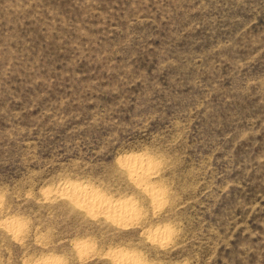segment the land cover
<instances>
[{
	"label": "rangeland",
	"instance_id": "rangeland-1",
	"mask_svg": "<svg viewBox=\"0 0 264 264\" xmlns=\"http://www.w3.org/2000/svg\"><path fill=\"white\" fill-rule=\"evenodd\" d=\"M140 154L161 208L126 167ZM71 182L141 217L92 216L59 190ZM116 250L264 264V0H0V264Z\"/></svg>",
	"mask_w": 264,
	"mask_h": 264
},
{
	"label": "bare ground",
	"instance_id": "bare-ground-1",
	"mask_svg": "<svg viewBox=\"0 0 264 264\" xmlns=\"http://www.w3.org/2000/svg\"><path fill=\"white\" fill-rule=\"evenodd\" d=\"M126 164L132 180L150 197L156 209L161 208L162 204H164V195L166 192H164L162 188H159V186L157 187L153 185L150 181L157 173V167L153 160L145 154L132 155L127 157ZM59 190L63 195L70 197L71 200L86 209L90 215H103L117 225L128 226L136 222L140 216L138 209L135 207L136 203L134 204L131 199L113 201L110 198L101 195L96 189L74 182L60 186ZM4 227H7L16 238V236L21 233L20 230L22 225L17 220L13 219L9 221L8 219V221L6 220ZM169 236V228L161 227L157 229L153 235V239L164 246L169 243ZM75 248L81 257L90 251V245L85 242L77 243ZM111 257L116 264H144L139 261L140 259H137L138 257H136L135 254L122 250L114 251ZM38 264L61 263L59 259L53 256L44 258Z\"/></svg>",
	"mask_w": 264,
	"mask_h": 264
}]
</instances>
